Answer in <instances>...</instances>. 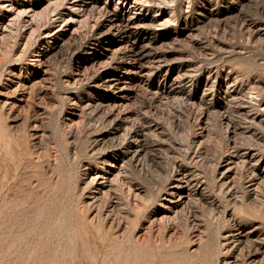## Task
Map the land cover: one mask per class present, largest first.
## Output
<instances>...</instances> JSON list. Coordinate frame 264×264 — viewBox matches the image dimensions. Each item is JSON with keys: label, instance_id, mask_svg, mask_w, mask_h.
Returning <instances> with one entry per match:
<instances>
[{"label": "rangeland", "instance_id": "1", "mask_svg": "<svg viewBox=\"0 0 264 264\" xmlns=\"http://www.w3.org/2000/svg\"><path fill=\"white\" fill-rule=\"evenodd\" d=\"M0 264H264V0H0Z\"/></svg>", "mask_w": 264, "mask_h": 264}, {"label": "bare ground", "instance_id": "2", "mask_svg": "<svg viewBox=\"0 0 264 264\" xmlns=\"http://www.w3.org/2000/svg\"><path fill=\"white\" fill-rule=\"evenodd\" d=\"M111 24L112 25H116V24H122V20L120 21L118 18H116L115 16H111ZM111 25V26H112ZM131 27V23L128 21H124L123 26H122V33L123 35L129 30V28ZM117 32V31H116ZM133 48V47H132ZM144 53L143 50L141 49H132V53H131V61L133 63V65H139L137 67L141 68V59L144 57ZM143 67V66H142ZM106 79H108L109 81L115 79L113 78V76H108L106 77ZM117 79V78H116ZM119 82V81H118ZM118 84V83H117ZM136 152V151H135ZM134 152V153H135ZM134 157V156H133ZM97 176V175H96ZM182 177V176H181ZM179 176H177L176 178H174L169 186V190H168V194L171 196H176L179 198H183L184 197V189H185V181ZM187 184V183H186Z\"/></svg>", "mask_w": 264, "mask_h": 264}]
</instances>
